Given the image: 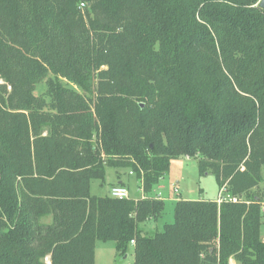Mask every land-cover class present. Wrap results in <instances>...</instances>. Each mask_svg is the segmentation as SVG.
Listing matches in <instances>:
<instances>
[{
	"label": "trees",
	"instance_id": "obj_1",
	"mask_svg": "<svg viewBox=\"0 0 264 264\" xmlns=\"http://www.w3.org/2000/svg\"><path fill=\"white\" fill-rule=\"evenodd\" d=\"M260 0H0V264H264ZM40 85L46 90L38 94ZM199 161L234 201L91 195L129 168L151 194Z\"/></svg>",
	"mask_w": 264,
	"mask_h": 264
},
{
	"label": "rangeland",
	"instance_id": "obj_2",
	"mask_svg": "<svg viewBox=\"0 0 264 264\" xmlns=\"http://www.w3.org/2000/svg\"><path fill=\"white\" fill-rule=\"evenodd\" d=\"M46 90L45 85L38 87L37 93L41 94ZM131 170L129 168L122 169H107L105 182L93 181L91 185V195L97 197H106L109 195V189L112 185L118 182L120 178L128 187L130 198L135 200L142 197L143 193L138 181L137 176H130ZM263 181L259 187L253 191L258 197L264 198V168L262 170ZM174 187L177 188L178 193H175ZM163 195V201L166 209L165 213L160 219V224L174 223V211L178 199H186L190 201H199L201 199L215 200L218 198L220 189L218 183L212 174L202 175L199 169V161L189 157H180L171 163V170L160 184L152 190L150 195L158 194ZM225 194V193H224ZM146 230L149 231V236L153 238L157 232L153 224L145 225ZM164 229L161 230V232ZM262 236L264 238V225L262 228ZM112 244V243H111ZM110 249L98 251V264H134L133 249L129 251L126 256H119L115 261L116 250L113 245ZM107 249V248H106ZM45 262L49 264V259L46 258Z\"/></svg>",
	"mask_w": 264,
	"mask_h": 264
},
{
	"label": "crops",
	"instance_id": "obj_3",
	"mask_svg": "<svg viewBox=\"0 0 264 264\" xmlns=\"http://www.w3.org/2000/svg\"><path fill=\"white\" fill-rule=\"evenodd\" d=\"M130 176H134L135 177V175L133 174V175H131V173H130ZM138 179V178H137ZM138 181H140V180H138ZM140 183V186H141V182H139ZM115 186H123V187H125V188H127L128 189V187H126V185H125V183L120 179V178H118V182L116 183V184H114V185H112V187L109 189V194H110V191H111V189L113 188V187H115ZM141 188V190H142V186L140 187ZM128 191H129V189H128ZM130 193V192H129ZM142 193H143V195H142V197L141 198H139V199H135L136 201L137 200H140V199H144V198H148V197H151V198H157V196L158 195H161L162 197H161V199L163 200V195H162V193L161 192H159L158 194H155V195H146L144 192H143V190H142ZM220 194V193H219ZM218 197H219V195H218ZM131 199V198H130ZM218 199V198H217ZM217 199H215V200H210V199H201V201H217ZM179 201L180 200H186V199H178ZM151 225V224H153L154 225V227H155V232H161V230L162 229H164V226L166 225V224H164V225H162V224H160V219L159 220H149V221H147L146 223H144V224H141L140 225V229L142 230V231H144L148 236H149V231L148 230H146L147 229V227L145 228V225ZM168 224V223H167ZM150 237V236H149ZM263 240H264V238H263ZM112 243V244H111ZM114 244V247H115V250H116V254H115V261L117 260V257H121V255L118 253V251H117V246H116V243H114V242H108V243H103V242H97L96 243V249H95V253H96V264H98V251H99V248H101V250L102 251H105V250H108V249H110L109 247H111L110 245H113ZM107 248V249H106ZM131 249H133V252H134V246H130V250ZM129 250V251H130Z\"/></svg>",
	"mask_w": 264,
	"mask_h": 264
},
{
	"label": "built area",
	"instance_id": "obj_4",
	"mask_svg": "<svg viewBox=\"0 0 264 264\" xmlns=\"http://www.w3.org/2000/svg\"><path fill=\"white\" fill-rule=\"evenodd\" d=\"M131 175H133V173L131 172ZM174 190H175V193H178V190L176 187H174ZM224 190L220 192L219 194V197L217 199V202L218 204H222L223 202H226V201H234L236 202L237 199L235 198H231L230 196L224 194ZM110 195L112 198L114 199H118V200H128L130 199V193L128 191L127 188L123 187V186H115L111 189L110 191ZM161 195H158L157 198L158 199H161ZM263 211H264V208H263ZM131 245L134 246L135 245V242L132 241L131 242Z\"/></svg>",
	"mask_w": 264,
	"mask_h": 264
},
{
	"label": "water",
	"instance_id": "obj_5",
	"mask_svg": "<svg viewBox=\"0 0 264 264\" xmlns=\"http://www.w3.org/2000/svg\"><path fill=\"white\" fill-rule=\"evenodd\" d=\"M259 7L264 9V0H260Z\"/></svg>",
	"mask_w": 264,
	"mask_h": 264
}]
</instances>
